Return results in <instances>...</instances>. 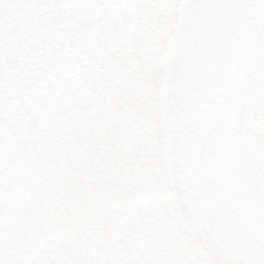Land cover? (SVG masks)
Masks as SVG:
<instances>
[{"label": "snow or ice", "instance_id": "obj_1", "mask_svg": "<svg viewBox=\"0 0 264 264\" xmlns=\"http://www.w3.org/2000/svg\"><path fill=\"white\" fill-rule=\"evenodd\" d=\"M0 264H264V0H0Z\"/></svg>", "mask_w": 264, "mask_h": 264}]
</instances>
